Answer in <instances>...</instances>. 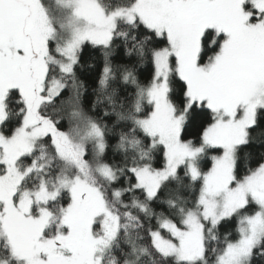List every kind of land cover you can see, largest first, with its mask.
<instances>
[{
  "label": "snow or ice",
  "instance_id": "6c2138e0",
  "mask_svg": "<svg viewBox=\"0 0 264 264\" xmlns=\"http://www.w3.org/2000/svg\"><path fill=\"white\" fill-rule=\"evenodd\" d=\"M0 264H264V0H0Z\"/></svg>",
  "mask_w": 264,
  "mask_h": 264
},
{
  "label": "trees",
  "instance_id": "16d2710c",
  "mask_svg": "<svg viewBox=\"0 0 264 264\" xmlns=\"http://www.w3.org/2000/svg\"><path fill=\"white\" fill-rule=\"evenodd\" d=\"M198 131V126L194 125L192 129H190V132L195 134Z\"/></svg>",
  "mask_w": 264,
  "mask_h": 264
}]
</instances>
